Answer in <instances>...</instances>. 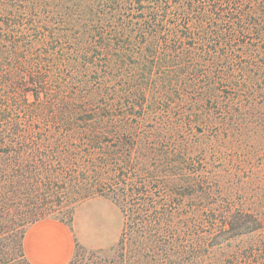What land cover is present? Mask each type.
<instances>
[{
	"label": "trees",
	"instance_id": "16d2710c",
	"mask_svg": "<svg viewBox=\"0 0 264 264\" xmlns=\"http://www.w3.org/2000/svg\"><path fill=\"white\" fill-rule=\"evenodd\" d=\"M97 197L99 264H264V0H0V264Z\"/></svg>",
	"mask_w": 264,
	"mask_h": 264
},
{
	"label": "rangeland",
	"instance_id": "374dc122",
	"mask_svg": "<svg viewBox=\"0 0 264 264\" xmlns=\"http://www.w3.org/2000/svg\"><path fill=\"white\" fill-rule=\"evenodd\" d=\"M65 221L83 264H99L101 259L112 258L123 226L121 213L113 202L99 197L87 200L73 210L70 220Z\"/></svg>",
	"mask_w": 264,
	"mask_h": 264
},
{
	"label": "crops",
	"instance_id": "0c3cea01",
	"mask_svg": "<svg viewBox=\"0 0 264 264\" xmlns=\"http://www.w3.org/2000/svg\"><path fill=\"white\" fill-rule=\"evenodd\" d=\"M75 247L70 228L52 218L31 224L23 238V252L29 264H68Z\"/></svg>",
	"mask_w": 264,
	"mask_h": 264
}]
</instances>
